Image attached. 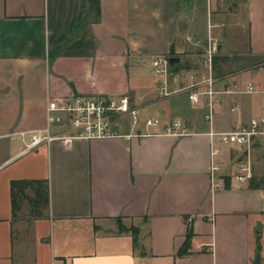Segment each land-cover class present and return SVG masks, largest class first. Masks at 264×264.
<instances>
[{"label":"crops","instance_id":"1","mask_svg":"<svg viewBox=\"0 0 264 264\" xmlns=\"http://www.w3.org/2000/svg\"><path fill=\"white\" fill-rule=\"evenodd\" d=\"M241 5L0 0V264H18L10 187L18 178L48 181V205L32 220L29 264H264V185H249L264 179V140L252 149L248 180L223 175L212 187L210 178L212 158L227 163L236 149L212 139L209 129L264 114V0ZM209 19L217 54L226 60L238 50L246 64L214 74L216 113L206 124L202 99L161 97L151 60L179 56L170 85L189 82L185 70L203 71L195 58ZM251 58L259 61L251 66ZM248 80L259 90H244ZM96 93L127 95L161 122L185 118L188 132L127 125L126 135L53 138L21 151L27 131L44 125L49 98ZM215 145L220 153L212 155Z\"/></svg>","mask_w":264,"mask_h":264},{"label":"built area","instance_id":"2","mask_svg":"<svg viewBox=\"0 0 264 264\" xmlns=\"http://www.w3.org/2000/svg\"><path fill=\"white\" fill-rule=\"evenodd\" d=\"M212 27L213 24L209 19L206 41L196 53L195 62L202 66L203 71L198 68L185 70L189 82L181 85L177 83V86L170 85L177 81L179 74L170 67L169 54L158 53L151 60V71L158 93L161 96H169L185 92L188 99L195 103H200L202 99L205 106L203 118L208 119V122L212 120L218 93L214 86L217 77L214 75L212 64L219 49L218 40L211 31ZM262 89L264 90V86ZM225 90L228 91V89ZM244 90L258 91L259 87L248 80ZM126 118L127 121L129 118L132 124H136L139 120L138 109L130 104L127 95L112 96L96 93L52 97L47 100L45 106L44 125L27 131L29 138L21 151L37 149L53 138L69 141L73 137L99 138L126 135L128 133L122 132V120ZM143 126L145 129H153L145 133L161 131L183 134L188 132V121L181 117L161 122L159 116L147 114L144 117ZM157 127H161V130H157ZM208 133L212 139L216 138L219 144L236 149L231 156V161L229 158L227 163H224V160L212 158L210 164L212 187L222 185L223 175L238 182L248 180L253 174L252 149L256 143L264 140V114L252 116L231 129H209ZM219 153V146L212 147V155Z\"/></svg>","mask_w":264,"mask_h":264},{"label":"rangeland","instance_id":"3","mask_svg":"<svg viewBox=\"0 0 264 264\" xmlns=\"http://www.w3.org/2000/svg\"><path fill=\"white\" fill-rule=\"evenodd\" d=\"M245 1L246 0H237V3L242 4V8L245 10ZM235 43H241L239 40H237ZM230 54L227 55V59L223 62V67H221V71L224 72V74H227L228 71H235L239 68L243 67L244 64H246V60H241L242 58H239L236 53L238 50L230 49ZM230 57V58H229ZM230 61V62H228ZM258 58H251L247 63L253 65V63L258 62ZM215 74V73H214ZM181 98L187 99L186 93H179ZM159 95V94H158ZM160 96V95H159ZM173 96V95H171ZM162 97V96H161ZM164 97V96H163ZM204 112V110H203ZM216 113V110H215ZM215 113L213 114L215 116ZM147 114H152L151 111H143L141 109L138 110V117L139 120L136 124H132L131 121L128 118L122 120V124L124 125L123 128H125L127 125H130L132 129L136 130L137 126H143L144 124V117ZM204 122L207 124L208 119H204ZM2 156V153H0V157ZM23 198L21 202V208L16 213V216L14 217V231H13V237H14V243H15V252L14 257L16 263L19 264V260L21 261V264H29L30 261V255H31V248H32V220L35 216L33 212H31L32 207L30 204V198L33 195V191L29 186H26L24 191L22 192Z\"/></svg>","mask_w":264,"mask_h":264},{"label":"trees","instance_id":"4","mask_svg":"<svg viewBox=\"0 0 264 264\" xmlns=\"http://www.w3.org/2000/svg\"><path fill=\"white\" fill-rule=\"evenodd\" d=\"M172 51V50H170ZM264 59V58H263ZM225 60L224 55H215L213 60V70L215 75L222 76L224 72L221 71V67H223V62ZM173 67V66H172ZM173 69V68H172ZM251 187H259L264 185V179H251L249 182ZM26 186H29L33 195L30 198V204L32 207L31 212L34 213L35 216L43 215V210L47 207L49 202V192H48V181L46 178H18L13 179L10 182L11 187V205H12V216L15 217L16 213L21 208V202L23 198V191ZM191 218H188L187 232H191V224L189 223ZM187 234V235H188Z\"/></svg>","mask_w":264,"mask_h":264},{"label":"water","instance_id":"5","mask_svg":"<svg viewBox=\"0 0 264 264\" xmlns=\"http://www.w3.org/2000/svg\"><path fill=\"white\" fill-rule=\"evenodd\" d=\"M218 49H219V45H218ZM179 59H180V57L177 56V55H170V56L168 57V61H169V65H170V67H172L176 62H178ZM257 255H258V254H257Z\"/></svg>","mask_w":264,"mask_h":264}]
</instances>
